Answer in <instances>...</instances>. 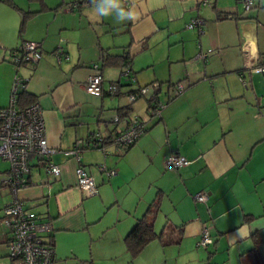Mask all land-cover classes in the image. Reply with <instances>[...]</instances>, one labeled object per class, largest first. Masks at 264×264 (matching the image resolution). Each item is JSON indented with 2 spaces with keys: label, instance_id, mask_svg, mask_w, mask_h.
I'll return each instance as SVG.
<instances>
[{
  "label": "crops",
  "instance_id": "crops-1",
  "mask_svg": "<svg viewBox=\"0 0 264 264\" xmlns=\"http://www.w3.org/2000/svg\"><path fill=\"white\" fill-rule=\"evenodd\" d=\"M70 1L0 0V107L10 101V51L25 41L41 44L40 61L21 64L19 73L28 77L25 91L42 107L51 147L66 150L90 131L108 136L123 129L112 118L129 104L125 95L96 96L84 89L91 65L102 64L106 55L130 60L136 83L121 93L158 81L165 105L160 116L149 117L148 100L143 107L139 100L131 104L146 129L126 151L81 150L94 189L77 185V162L62 153L51 158L60 166L56 176L42 162L31 165L29 185L17 196L50 222L44 240L54 247L52 264L264 263V115H256L264 98L254 82L264 73L258 71L264 69V0L249 11L238 0H209L206 6L200 0H119L135 15L124 23L97 15L92 5L66 10ZM23 12L36 13L20 31ZM224 12L235 18L218 20ZM196 17L205 21L202 33L186 27ZM59 43L68 55L61 63L53 53ZM201 52L206 60L197 58ZM102 73L105 86L120 81L117 65H105ZM177 83L183 85L179 94L173 90ZM171 153L189 164L165 168ZM0 161L7 164L2 184L9 165ZM99 165L115 174L106 175ZM127 170L144 176L135 189L129 185L134 178L123 179ZM159 191L154 229L164 237L132 258L124 237ZM200 191L208 193L205 202L194 199ZM206 225L213 243L204 249L197 241ZM8 231H0V264H9Z\"/></svg>",
  "mask_w": 264,
  "mask_h": 264
},
{
  "label": "built area",
  "instance_id": "built-area-1",
  "mask_svg": "<svg viewBox=\"0 0 264 264\" xmlns=\"http://www.w3.org/2000/svg\"><path fill=\"white\" fill-rule=\"evenodd\" d=\"M244 11L253 8L256 0H238ZM85 0L75 1L66 6V10L86 6ZM209 0H200L198 5H210ZM204 19L196 17L191 19L186 27H197L198 32H203ZM42 55L40 43L25 41L17 48L11 50L10 61L14 66V76L11 82L9 105L0 107V160L8 163L9 168L1 182L7 186L13 195V199L0 208V223L9 230L8 253L9 264H52L55 259V250L50 242L44 240V236L51 230L49 221L43 219L37 212L28 207L25 201L18 198L20 189L29 185L28 175L31 165L42 162L44 170L49 175H58L60 166L51 158L56 153H62L68 158H74L77 162L75 168L76 182L81 188L94 189V177L80 163V152L84 149H100L107 153L108 146L121 152L132 145L146 129L144 118L129 116L119 118L115 115L112 122L120 124L123 129L112 134L111 137L98 131H90L86 139H78L73 146L66 150L51 147L47 143L45 120L41 105L35 101L25 106H18L17 99L21 91L26 87L28 77L21 75L18 70L21 64L36 63ZM206 53H199L197 58L206 60ZM54 57L58 63L68 59L63 46L59 43L54 51ZM263 71V68H258ZM121 77L127 87L136 83V78L126 63L121 71ZM244 85L245 81L242 82ZM124 87V86H123ZM160 83L155 81L145 85L135 86L124 93L129 105L144 98L148 100L147 114L149 117L161 115L164 103L156 101V92L160 90ZM87 93L103 96L116 95L119 87L115 83L104 85V78L99 63H93L91 72L84 85ZM183 91V85L177 83L174 86L175 94ZM184 156L171 153L165 160L164 166L168 169H178L189 164ZM98 169L106 175L115 174V170L107 169L99 165ZM208 198L206 191H200L194 195L198 202H205ZM213 243L209 226H203L197 241V246L207 248Z\"/></svg>",
  "mask_w": 264,
  "mask_h": 264
},
{
  "label": "trees",
  "instance_id": "trees-1",
  "mask_svg": "<svg viewBox=\"0 0 264 264\" xmlns=\"http://www.w3.org/2000/svg\"><path fill=\"white\" fill-rule=\"evenodd\" d=\"M37 1H39L42 4V0H37ZM86 2H88V4L86 6H91L92 5L89 1H86ZM11 5H13V4L11 3ZM74 9H77V8H74ZM34 13H36V12H23V18H22V21H21V24H20V31L23 30V28L25 26L26 19L29 18L30 16L34 15ZM229 18H235V15L224 12V13H220L217 16V19L218 20L229 19ZM40 48H41V44H40ZM55 50H56V48L54 49V51ZM41 52H42V49H41ZM41 57H42V55H41ZM41 57H40V59H41ZM40 59L38 60V62L40 61ZM9 62L12 65V63L10 61V56H9ZM38 62H36V63H28V64L34 66ZM94 63H99V62H94ZM126 63H128L130 65V60H129V58H128V56L126 54H123L122 55V58H120L118 61H116V58L115 57H112L110 55H106L103 58V60H102V64H100V63L99 64L101 65V69L105 65H117V66H119L121 68V71H122V68L124 67V65ZM13 68H14V66H13ZM130 70H131V67H130ZM18 72H19V70H18ZM131 72H132V70H131ZM112 83L117 84L118 87H119V91L116 93V95L124 94V93H121L120 92L121 91V88L123 86L126 87L125 82L123 81V79L121 77V74H120V81H116V82H112ZM159 83H160V87H161V82H159ZM174 86H175V84L173 85V90H174ZM159 91L156 92V98L155 99H156V101H159V102L163 103L158 98ZM35 101H36V97L34 95L26 92L25 89L19 93L18 99H17V103H19V105H21V106L28 105V104H30L32 102H35ZM131 113H132V108H131V105H129V104L126 107L119 108L117 110V115L119 116V118H123V117L129 116ZM108 136L111 137L112 135H108ZM132 145H129L123 151H126ZM161 200H162V192L159 191L156 194V197L154 198V200L149 204V206H148L145 214L142 217H140L139 219H137V221L134 224V226L132 227V229L124 237V244L126 246V249H127L128 253H129V255L132 258H134L135 256H137L141 252V250L149 242H151L152 240H154V239L162 240L163 239L164 234L162 232L157 233L155 231V229H154V220H155V217H156V215L158 213ZM9 236H10V234H9ZM255 264H264V263L262 262V260H259V262L256 261Z\"/></svg>",
  "mask_w": 264,
  "mask_h": 264
},
{
  "label": "rangeland",
  "instance_id": "rangeland-1",
  "mask_svg": "<svg viewBox=\"0 0 264 264\" xmlns=\"http://www.w3.org/2000/svg\"><path fill=\"white\" fill-rule=\"evenodd\" d=\"M75 1H80V0H72V1H70L69 3H67V4H71V3H73V2H75ZM85 1H88V0H85ZM66 4V5H67ZM33 7L34 8H37L38 7V5L37 4H33ZM88 8V7H87ZM78 9V8H77ZM74 13H79L80 11L79 10H75V11H73ZM264 70V69H263ZM261 72H263V71H261ZM264 74V73H263ZM263 74L262 73H260L259 75H260V77H255L254 78V82L255 81H257L258 80V84L256 85L255 84V90H256V93H257V95H258V97L261 99V98H264V76H263ZM259 78V79H258ZM254 82H253V85H254ZM128 100V99H127ZM145 103V105H146V102H145V99L144 98H142V99H140L139 101H138V106L139 107H143V104ZM258 103L260 104V107H261V105H262V107L260 108V107H257V111H256V115H260L261 114V112H262V115H264V102L262 101L261 102V100H258ZM256 105L258 106V104L256 103ZM256 122H260V121H256ZM257 125V124H256ZM6 166H7V164L6 163H3L2 161H0V176H1V171L4 169V168H6ZM136 173V172H135ZM130 178H134V179H132V180H130ZM123 179L124 180H126V179H128V180H130L131 182H130V186H131V188H134L135 189V187H136V185H137V182H138V180H143L144 179V176H139L138 178L136 177V176H133V173H131V172H129L128 170L127 171H125V173L123 174ZM129 186V187H130ZM12 193H11V191L8 189V187H5V186H2V184L0 183V208H2L3 207V205L5 204V203H7L8 201H10V200H12ZM156 225V229H157V231H159V224L158 223H156L155 224ZM5 227V226H4ZM4 227H0V231H1V229H4ZM6 228V227H5ZM4 246L3 245H1V247L0 248H3ZM3 251H1L0 250V253H2Z\"/></svg>",
  "mask_w": 264,
  "mask_h": 264
},
{
  "label": "clouds",
  "instance_id": "clouds-1",
  "mask_svg": "<svg viewBox=\"0 0 264 264\" xmlns=\"http://www.w3.org/2000/svg\"><path fill=\"white\" fill-rule=\"evenodd\" d=\"M95 12L101 17H114L117 23L129 22L135 19L132 10L125 9L119 0H90Z\"/></svg>",
  "mask_w": 264,
  "mask_h": 264
}]
</instances>
